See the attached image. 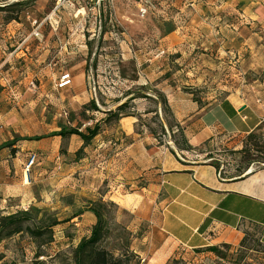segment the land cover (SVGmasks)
I'll return each mask as SVG.
<instances>
[{
  "label": "rangeland",
  "instance_id": "rangeland-1",
  "mask_svg": "<svg viewBox=\"0 0 264 264\" xmlns=\"http://www.w3.org/2000/svg\"><path fill=\"white\" fill-rule=\"evenodd\" d=\"M167 24L175 28L169 35ZM82 64L97 95L89 93V103L82 106L89 113L79 111L78 118L70 112L73 87L58 90L57 84ZM170 86L180 89L179 99L186 95L200 104L234 93L244 104L264 106V0H0V143L16 136H50L60 122L82 131L84 119L86 126L101 122V134L89 145L79 137H48L46 149L0 153V213L40 210L65 221L55 227L54 242L43 248L40 261L73 264L74 250L95 225L86 210L106 190L102 141L118 135L117 120L105 123L109 117L103 109L127 102L120 114L139 110L138 133L153 134L160 145L169 143L181 154L183 137L167 100ZM133 95L136 103L129 100ZM91 102L100 113L86 109ZM245 139L226 134L195 153L183 152L233 177L243 166L236 152ZM32 153L38 160L25 184ZM263 167L254 164L248 171ZM69 177L76 184L68 185ZM116 219L132 233L129 213L121 211ZM119 232L114 226L105 246L123 248ZM263 249L249 241L245 249H224L225 259L185 250L168 264L174 259L178 264H264ZM36 252L27 235L16 236L0 246V264H36Z\"/></svg>",
  "mask_w": 264,
  "mask_h": 264
},
{
  "label": "crops",
  "instance_id": "crops-1",
  "mask_svg": "<svg viewBox=\"0 0 264 264\" xmlns=\"http://www.w3.org/2000/svg\"><path fill=\"white\" fill-rule=\"evenodd\" d=\"M68 72L73 79L70 112L79 118V111L82 115L89 113L82 112V106L89 103V93L93 97L89 88L91 77L86 64ZM167 90L176 128L183 131L194 149L187 154L195 153L219 136H248L264 124V106L244 104L234 93L210 104H200L187 99L186 95L179 99L177 87L170 86ZM129 100L136 103L137 99L133 95ZM117 103L118 108L127 102L119 100ZM117 108L103 110L108 115L116 113ZM242 108L244 110L240 111ZM139 115V110L120 114L114 124L118 135L107 136L102 141L107 148L102 152L101 164L106 190L100 197L131 215L129 229L134 233L131 249L140 259L148 264H168L180 251L206 250L221 245L240 247L245 234L252 231L264 246V170L251 169L242 176H223L211 162L184 156L183 151L181 155L169 143L160 145L148 132L138 133ZM86 122L84 119V131L60 122L59 130L50 136L11 137L0 143V147L15 142L12 148H6L13 154L24 148L43 150L48 147L44 142L48 137H79L54 134H59L63 128L84 133L92 127L86 126ZM35 138L39 140H27ZM71 184L76 183L69 177L68 185ZM141 228L145 229L142 235H136Z\"/></svg>",
  "mask_w": 264,
  "mask_h": 264
},
{
  "label": "trees",
  "instance_id": "trees-1",
  "mask_svg": "<svg viewBox=\"0 0 264 264\" xmlns=\"http://www.w3.org/2000/svg\"><path fill=\"white\" fill-rule=\"evenodd\" d=\"M168 29L165 30V35H169L175 31L173 24L166 25ZM167 104V102H165ZM128 103L123 104L117 108L116 113H108L109 121L120 119V113L127 107ZM93 109L99 111L95 102H91L86 109ZM262 125L254 132L246 136L243 144V149L236 152L242 156L243 166H240L237 176L244 175L252 165L264 164V134L262 133ZM183 137L184 147L181 151L191 152L194 149L189 145L182 130L179 131ZM101 134V122H97L93 127H88L84 133L79 132L77 129L61 130L59 134L54 136L67 137L70 135L79 136L85 145H89L97 136ZM29 141L39 140L27 139ZM15 143V142H14ZM14 143L6 144L0 147V152L6 148H12ZM13 152L15 150L13 149ZM213 158V157H210ZM212 165L219 171V167L212 163ZM260 170H264V167ZM87 212L94 215L96 218L95 225L92 227L89 237L83 238L78 244L77 248L73 252L72 262L73 264H141L140 257L131 249L132 233L127 227L118 224L116 221L117 214L121 212L120 207L112 201H104L102 198L99 200L91 201L87 207ZM54 216H49L48 212L43 215L38 210L34 213L31 210H21L12 214L4 215L0 213V246L7 240H10L16 236L27 235L37 247L35 254L36 264H47L39 259L44 257L43 248L50 246L54 242V229L60 224ZM117 226L120 230L118 236L121 239H125L123 248L111 250L105 246V242L113 234V227ZM256 234V233H255ZM252 232H247L239 249H245L249 244V241H254L258 245H262V242L257 235ZM263 246V245H262ZM235 247L230 245H221L209 247L206 249L208 252L214 253L221 259L227 258L223 250L226 249L227 253L232 252ZM264 248V246H263ZM201 252L203 250H197ZM264 253V249L262 251ZM0 256V261L2 260ZM178 260H172V264H178Z\"/></svg>",
  "mask_w": 264,
  "mask_h": 264
},
{
  "label": "built area",
  "instance_id": "built-area-1",
  "mask_svg": "<svg viewBox=\"0 0 264 264\" xmlns=\"http://www.w3.org/2000/svg\"><path fill=\"white\" fill-rule=\"evenodd\" d=\"M72 76L69 72H65L64 74H62L59 78V82L57 84V88L58 89H66L72 86ZM89 88L91 89V91L95 94L96 93V87L93 86V82L92 80H89ZM30 162L26 168L27 170V175L25 176V178H29V172L31 167H33V165L35 164V162L38 160V154L36 153H32L30 154ZM25 178H24V182H25ZM30 184V179H29V183Z\"/></svg>",
  "mask_w": 264,
  "mask_h": 264
},
{
  "label": "bare ground",
  "instance_id": "bare-ground-1",
  "mask_svg": "<svg viewBox=\"0 0 264 264\" xmlns=\"http://www.w3.org/2000/svg\"><path fill=\"white\" fill-rule=\"evenodd\" d=\"M29 183V178H25V184Z\"/></svg>",
  "mask_w": 264,
  "mask_h": 264
},
{
  "label": "water",
  "instance_id": "water-1",
  "mask_svg": "<svg viewBox=\"0 0 264 264\" xmlns=\"http://www.w3.org/2000/svg\"><path fill=\"white\" fill-rule=\"evenodd\" d=\"M243 110H244V108L240 109V111H243Z\"/></svg>",
  "mask_w": 264,
  "mask_h": 264
}]
</instances>
